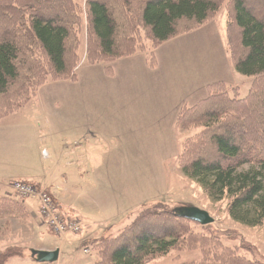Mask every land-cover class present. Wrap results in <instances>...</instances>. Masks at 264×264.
Segmentation results:
<instances>
[{
    "label": "rangeland",
    "instance_id": "rangeland-1",
    "mask_svg": "<svg viewBox=\"0 0 264 264\" xmlns=\"http://www.w3.org/2000/svg\"><path fill=\"white\" fill-rule=\"evenodd\" d=\"M87 1L68 0L70 5L63 9L70 17L65 23L69 35L64 78L53 81L50 77L52 81L45 83L48 59L31 36L24 37L19 46V77L1 97L6 102V94H18L22 88L24 101L0 119V198L8 197L11 189L8 198L25 200V208L30 201L37 204L20 219L6 218L0 211V253L10 247L22 254L5 264H36L30 252L51 246L62 249L51 264H96L95 251L83 243L85 237L112 240L151 212L169 213V225L180 235L166 255L146 264H264V222L248 228L232 221L227 201H209L182 175L179 165L183 152L184 164L197 158L216 159L211 137L218 123L242 122L253 117L252 112L259 115L258 101L251 112L254 102L230 104L223 99H244L257 83L238 75L231 61L230 52L241 55L232 0H214L218 1L216 12L200 24L179 21L174 36L163 43L154 41L142 24L140 0H105L116 33L114 57H103L104 61L91 33ZM23 22L22 32L29 34L26 17ZM252 92L261 96L260 85ZM203 102L202 112L208 105H226L214 109L212 119L204 114L194 121L197 113H187V121L179 128L185 110ZM80 141L102 161L100 168H91L98 173L88 175L95 177L82 180L74 175L72 181L76 184L73 196L87 204L83 212L92 218V231L82 228V236L60 246V240L52 237L56 233L39 214L38 199L15 193L12 184L20 176L37 177L36 173H41L40 181L53 171L58 178L68 175L70 158H81L80 149L75 150ZM181 207L205 211L213 223L202 227L172 217L173 210Z\"/></svg>",
    "mask_w": 264,
    "mask_h": 264
},
{
    "label": "trees",
    "instance_id": "trees-1",
    "mask_svg": "<svg viewBox=\"0 0 264 264\" xmlns=\"http://www.w3.org/2000/svg\"><path fill=\"white\" fill-rule=\"evenodd\" d=\"M122 1L126 3V0ZM140 2L142 24L150 30L153 40L158 43L167 42L174 36L179 21L200 24L218 8V1L214 0H140ZM68 5H70L68 0H0V119L24 101L20 94L22 88L18 94L10 96L6 94V102L1 98L10 84L19 77L17 69L20 61L19 46L24 37L31 36L48 59L50 70L45 83L52 81L50 77L54 79L53 81H58L66 75L65 44L69 30L65 23L70 17L63 9ZM86 9L91 33L98 43L100 58L114 57L116 28L105 0H88ZM231 11L241 52L238 57L230 52L234 70L238 75L254 79L257 83L251 85L244 99L237 97L230 98L232 100L227 97L223 99L224 101L227 99L225 102L230 104H251L258 101L255 108L259 110V115L252 112L256 104L254 102L251 108L253 117L231 124L218 123L216 134L211 137L216 159L197 158L184 164L183 152L179 165L182 175L194 182L209 201L212 203L227 201V213L232 221L248 228H256L264 222V0H232ZM11 14H14L12 18ZM25 17L29 34L22 32ZM259 85L262 95L257 97L252 91ZM208 92L209 95L212 94L213 89ZM206 102L194 110L186 109L182 117L180 115L179 128L187 121V113H197L194 115V121L204 114L208 119H212L214 109L226 105L216 104L214 107L208 105L205 107L207 110L204 109L202 112L199 108H204ZM235 107L238 108L240 105ZM211 108L213 109L211 112L205 113ZM215 112L219 114L218 111ZM25 202L18 198L2 197L0 211L6 213V218H25L28 213L23 205ZM172 214L171 216L176 219L173 212ZM63 215L69 217L64 213ZM168 216L169 213L160 215L151 212L145 215L146 219H138L112 240L107 241L105 238L103 241L90 242L89 248L95 251L98 259L96 264H146L149 259L166 255L177 245V238L180 235L179 231L169 225L171 220ZM180 221L187 222L184 219ZM128 235L130 237L127 238ZM12 250L14 253L10 252ZM84 253H88L86 248ZM21 256L19 248L8 247L6 251L0 253V264Z\"/></svg>",
    "mask_w": 264,
    "mask_h": 264
},
{
    "label": "crops",
    "instance_id": "crops-1",
    "mask_svg": "<svg viewBox=\"0 0 264 264\" xmlns=\"http://www.w3.org/2000/svg\"><path fill=\"white\" fill-rule=\"evenodd\" d=\"M82 142L84 143L83 146L81 145ZM85 144H86L85 141H80L77 145H75V150L76 149L81 150V151L79 150L81 158L79 159L70 158V162H69L70 171L68 175L61 176L60 178H58V176L55 175L56 171H53L54 174L50 175L47 178H45V176H42L43 181H40L39 178H40L41 173L40 174L36 173L37 177L32 176V175H26L24 177L20 176L15 180V182H26L32 185L33 187H35L36 189H38L39 191L48 193L62 213L68 215L71 218H76L81 223H83L84 231L85 230L92 231V224H93L92 218L87 217L83 212L87 204L81 201L79 198H75L72 194V191L75 189V186H76V184L72 182L74 175L81 178L82 180L90 179L91 177H95V176L94 174H92L88 178L89 173L96 172V170L100 168L102 165V161L100 160L101 156H98V154L95 152L87 150ZM41 155H42V152H41ZM90 162H92L91 165H90ZM95 165L97 169H91ZM73 171L74 173L73 175H71V172ZM11 195H12V190L10 189V191L8 192V197ZM25 204L27 205V202H25L23 205ZM34 204H36V202L31 201L30 207L28 208L26 206V211L28 212V210H30ZM107 234L109 235L110 233L108 232ZM80 235L82 236V234ZM55 236L57 237L58 235H54L52 237L56 238ZM78 237L79 235L77 236L76 235H73V236L64 235V236H58L57 238L61 242L60 246H63L66 240H68V243H69L70 240L75 241L76 239H78ZM94 240H96V237L91 235L90 237H85V240L83 243L84 244L90 243L91 241H94ZM37 250L39 251L58 250L60 254L62 252L61 247H59L58 249L57 246L41 247V248H38Z\"/></svg>",
    "mask_w": 264,
    "mask_h": 264
},
{
    "label": "built area",
    "instance_id": "built-area-1",
    "mask_svg": "<svg viewBox=\"0 0 264 264\" xmlns=\"http://www.w3.org/2000/svg\"><path fill=\"white\" fill-rule=\"evenodd\" d=\"M42 155L44 158L47 157L45 152H43ZM29 185H23L22 183L15 182L12 184V188L15 193L38 199L40 203L39 214L56 233L55 235L64 236L68 234L77 235L81 233V222L78 219L64 216L55 202L45 194H42L43 191H39L32 185Z\"/></svg>",
    "mask_w": 264,
    "mask_h": 264
},
{
    "label": "water",
    "instance_id": "water-1",
    "mask_svg": "<svg viewBox=\"0 0 264 264\" xmlns=\"http://www.w3.org/2000/svg\"><path fill=\"white\" fill-rule=\"evenodd\" d=\"M176 217L193 222L199 226H208L213 223V219L205 211L199 210L194 207H181L173 210ZM59 252L54 251H39L33 250L30 252V256L37 264H51L58 260Z\"/></svg>",
    "mask_w": 264,
    "mask_h": 264
},
{
    "label": "bare ground",
    "instance_id": "bare-ground-1",
    "mask_svg": "<svg viewBox=\"0 0 264 264\" xmlns=\"http://www.w3.org/2000/svg\"><path fill=\"white\" fill-rule=\"evenodd\" d=\"M68 216V215H67ZM83 228V227H82ZM82 234V233H81Z\"/></svg>",
    "mask_w": 264,
    "mask_h": 264
}]
</instances>
